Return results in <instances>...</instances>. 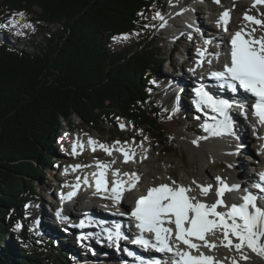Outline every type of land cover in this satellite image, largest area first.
<instances>
[{
	"label": "trees",
	"instance_id": "trees-1",
	"mask_svg": "<svg viewBox=\"0 0 264 264\" xmlns=\"http://www.w3.org/2000/svg\"><path fill=\"white\" fill-rule=\"evenodd\" d=\"M159 5L157 0H0V19L24 12L35 14L41 25H57L40 40L24 42L32 50L0 44V264L71 262L69 247L28 234L24 221L25 202L36 189L32 181L48 173L53 157L48 144L60 135L61 120L76 116L115 138L121 133L117 120L124 118L170 152L148 74L161 55L146 41L110 47L117 35L142 32L146 16ZM179 114L189 118L183 110ZM16 223L23 226L20 232ZM37 242L43 252L27 248Z\"/></svg>",
	"mask_w": 264,
	"mask_h": 264
},
{
	"label": "snow or ice",
	"instance_id": "snow-or-ice-1",
	"mask_svg": "<svg viewBox=\"0 0 264 264\" xmlns=\"http://www.w3.org/2000/svg\"><path fill=\"white\" fill-rule=\"evenodd\" d=\"M215 2L219 3L220 0ZM256 5H264V0H253V6ZM154 18L163 19L159 13ZM244 20L248 24L236 31L230 40V61L222 70L212 72L211 76L233 93L242 89L254 97L253 114L260 124H264V14L258 18L246 12ZM229 21L230 10L226 9L217 23H222L227 31ZM163 26L162 24L161 27ZM257 32L260 34L257 35ZM123 38L126 39L127 36ZM196 96L195 103L198 109L207 107L216 114L212 117L213 123L205 122L202 125L205 131L211 136L231 133L232 121L229 116L231 103L226 99L216 98L203 89H197ZM88 142L91 145H98L109 155L116 145L120 144L117 141L113 148H109L91 138ZM75 149L74 144V154ZM116 150L123 153L125 162L135 156L134 149L125 150L124 147H120ZM114 163L115 161H112V164ZM110 167L111 165L97 162L98 174H92L96 191L110 193L109 198L119 202L126 191L136 188L140 177L136 173H124L123 175L128 177L124 180L120 178L119 170H115L112 173L115 179L109 181L106 173ZM216 179L218 185L215 189L212 184H197L195 180L190 185L170 180L169 183L149 187L146 194L135 201V206L130 212L141 233L134 243L152 247L159 252L171 253L172 264H224L213 254L204 252V249L213 252L219 247L234 250L239 254L238 258L232 257L231 264H239V260L249 259L245 255V249L264 257V206L257 204L258 197L251 191L246 192L241 198V203L227 204L226 193L239 189L240 186H230L220 177ZM83 182L88 184V177H84ZM258 187L264 191V185ZM78 189L79 183L74 186L73 192L68 193L67 198L71 199ZM213 190L216 196L214 202H206L199 198L208 197ZM194 191L197 194H193ZM144 233H150L152 239L146 238ZM109 238L112 239V235ZM115 238L117 240L124 238L118 229Z\"/></svg>",
	"mask_w": 264,
	"mask_h": 264
},
{
	"label": "rangeland",
	"instance_id": "rangeland-1",
	"mask_svg": "<svg viewBox=\"0 0 264 264\" xmlns=\"http://www.w3.org/2000/svg\"><path fill=\"white\" fill-rule=\"evenodd\" d=\"M175 1L176 0H158L160 5L154 7L153 11H151L146 16V24L142 32L125 34L127 36L126 39L123 38L125 35L116 36V39L113 38L110 41V47L113 50L125 48L129 44H136L139 41H146L147 44L153 43L155 45L154 52H157L161 55L160 59L162 62L158 64L157 68L151 66L153 71H150L148 74L152 75V85L156 86L160 90V92L158 90L157 94L154 93L153 96L151 94V97L155 106L161 112L162 127L167 134V143L165 146H169L170 152L165 151L164 145H162L158 139L154 138L149 132L144 129H134L132 122L124 118H119L117 120L116 129H118L121 133L116 134L117 137L115 138V135L113 134L110 136L99 134L94 129L86 126L85 123H83L76 116L71 117L69 120H61L58 123V131H60L59 140H53L48 144V148L50 149L49 152H51L53 155L52 159L50 160V165L46 168L48 173H46V175L42 178L32 181V184H34V187L36 188L34 189V196L29 197V201L25 202V205L29 203L25 207V212L27 215L24 216V221L29 223V226H27L28 234H37L40 236L41 231H39V228L35 227L34 223L40 217L33 215V208L37 205H41L42 209H44L43 207L46 205V203H48L49 196H56V194H54V190L56 189L55 186L59 185V183L60 187L65 186L66 182L70 181V179L67 180L63 178V175H71V177L74 178L77 172H70L72 166L76 167L79 165L80 167L78 169L83 173L88 169L94 168V162L97 157H106L111 162L115 161L113 165L117 168H120L121 170L126 168H134L135 166L139 167L143 174L146 173L144 180H151L152 182H154L155 179H157V177L160 175L162 179L165 180L170 175L175 177L177 182H179L181 171L189 175L191 174L196 176V173H198L200 170L208 169L207 165L200 163L198 156L191 152L193 151L194 145L188 139L189 137L196 135L194 134L195 131L197 132L200 131V128L202 129L201 125L197 124V121L194 119L187 117L184 118L178 113L180 109H177V106L174 103L175 97H167L169 94L164 90L162 85L164 81L161 80L163 79L165 81H171L177 72L182 71V69L179 70V67L176 65L177 62L175 61V56H177L179 53L186 55L192 64L194 62L193 55L195 53V45L189 40L186 33L185 36H183V28L180 27L178 31L174 32L167 27L171 25H168L167 16L171 14L170 8L174 6ZM198 1L202 2L201 9H206V7H209L213 10L214 15H217L220 3H216L215 0H197V3ZM222 1L224 3H228L229 0ZM231 2V9H233V11L236 13L234 21L236 24L241 20V15L244 11H251V9H249L250 7L248 6L250 3L243 1L236 3L233 0ZM193 3H195L194 0H190L188 3L185 1L186 6ZM34 10L41 12L40 8L36 6L34 7ZM157 13H159L163 19L154 18L156 17ZM202 14V12L200 13V11H197V18L200 17L199 21H203L202 18L204 17V14ZM261 14H264V5L261 7ZM20 15H16L15 19H17V17ZM34 16L35 14H22L25 23L19 20L17 23L18 25L9 22V24L6 25L7 28L5 29L8 31L7 33L0 30V39H3L4 42L9 44L10 47H16L18 49H23L25 47L24 49L26 50H32L33 46L31 44L24 45V42L33 39L40 40L42 34H47L50 30L52 31L57 27L56 24L41 25L33 19ZM12 20H14V18L10 21ZM162 24L164 25L163 27H161ZM179 24L182 25L183 23ZM25 25L28 26L26 27ZM183 71H185V69H183ZM172 73H174V75ZM192 111L194 112L195 110L192 109ZM122 124L124 127H121ZM106 128L108 129V126ZM246 136L247 141H249L250 136L248 132H246ZM89 138L92 140L95 139L94 141L100 142L108 147H112L113 144L115 145L117 142L115 140H120V144L130 146L131 149L135 150V156L132 160L123 163L124 160H115L114 157L109 155L100 147H98L99 150L91 151L89 148L90 144L88 142ZM78 139L83 141L84 148L83 150L81 149V151H78L76 154H74L71 149L73 143L72 140L78 141ZM209 139L210 138H208V140ZM250 143L252 148L254 145L252 143V139L250 140ZM145 148L150 149L148 154L142 158H139L137 154L141 149ZM191 153L193 156L190 155ZM248 156L249 154L243 153L241 162L247 166H252L250 163L251 159L246 160ZM221 168V161L213 159L211 169L213 171H219ZM166 172L168 174H165ZM204 177H206L205 174L200 176L199 179L202 180ZM28 218L29 221H27ZM22 227V224L16 223V232H20ZM10 233L12 234L11 230ZM6 238L9 239V236L6 235L5 239ZM44 238H48L54 243L63 242L61 241L63 239L57 237L53 238L52 236H47ZM74 241V253L77 251V254L73 255L74 261L75 257H77L80 260V263L78 262L77 264H95L94 262H96L100 257L99 254H93L97 260H87L85 257H83L84 255L82 253L83 250H81V247L79 248L75 246ZM38 244H40V242L32 243L31 246L27 247L28 245L25 243V247L42 251L38 248ZM84 247L85 245L83 248ZM94 253L97 252L94 251ZM99 261L104 263L100 259Z\"/></svg>",
	"mask_w": 264,
	"mask_h": 264
},
{
	"label": "bare ground",
	"instance_id": "bare-ground-1",
	"mask_svg": "<svg viewBox=\"0 0 264 264\" xmlns=\"http://www.w3.org/2000/svg\"><path fill=\"white\" fill-rule=\"evenodd\" d=\"M185 1L186 0H176L175 4L173 7H171V14L167 16V22L168 25L171 26H167L169 27V29H172L173 31H178L180 27L183 28V30H185L187 33L189 32L190 26L192 24V17L194 22H196L198 24V26L201 28L203 26H205L206 24L204 23V21H199V18H197V11H200V13L202 12L204 15H206L205 17L207 22L210 23V19L211 17H213L214 20L218 21V19H215L214 16H208V15H213V10L211 8H209V11H207L206 9H199L198 8V4L197 2L190 4V5H185ZM232 0H229L228 3H224L222 0H220V4H224L225 8H228L231 10V2ZM234 1V0H233ZM239 0H235V2H238ZM248 1V0H247ZM252 5H248L249 7L252 8H257L256 9V14L257 17H261V7L260 6H253V0L251 1ZM259 7V8H258ZM232 22L230 24V26L232 28H236V24L234 23L235 21V11H233L232 9ZM13 22L18 25L17 23L19 22V19H14ZM180 22H183V24H179ZM204 23V24H203ZM202 29V28H201ZM6 33L8 31H5ZM190 33V32H189ZM223 34V32H221ZM260 33L257 32V35H259ZM3 40V39H0ZM4 41V40H3ZM223 45V51L219 54H216L215 50L213 48H211V46L207 43H205L204 45L201 46L202 50H206L205 51V56H206V62L208 64H214L216 59H219V57L221 56L222 59H228V51L226 49V46L229 44V41L224 38L223 41L221 42ZM204 55L200 56L199 59L203 58ZM199 59H197L196 61H198ZM192 72H197L198 70H202L204 69L203 67H200L198 64H192L190 67ZM178 71V70H176ZM199 75L197 76L196 79H193L192 77H190L187 74L182 75L181 72H177L176 75L173 77V80L169 81V82H164L162 83L164 90L166 91V93H168L169 95H167V97L173 96L174 99V103L175 105L178 107L179 105H181V100L183 99V97L185 95H188L189 97H191V99H195L197 98L196 93L192 91V87L193 86H197L196 83L197 82H201L200 78H198ZM158 88L156 86L152 85V89H151V94L153 96V94H157L158 93ZM157 91V92H155ZM160 92V90H159ZM166 100V99H165ZM238 103V102H236ZM236 103L233 101V106L231 107V109L229 110V116L230 119L232 121V131L231 133H227L228 137H229V143H228V138L223 136L222 138H217L215 136H210L208 132L205 131V129L202 127V125L205 122L208 123H213L212 117L215 116L216 114L213 113L212 111L209 110H205L203 109L202 111H197V113H195L196 115V121L201 125L202 129L201 131H197L194 134H196L195 136H191L189 137V141H191L193 143V141L197 140V143H193L194 147H193V153H195L198 156V160L200 161V163L202 164H206L207 165V170H200L198 173H196V176L194 175H189L185 172L181 171V176L179 178V182L177 183H185V185H190L192 184V181L195 180L197 184H212L215 187L218 185L217 182V177H220L224 180V182H228L231 183L232 185H239V189H235V192L232 193L237 195V199L241 200V198L243 197V194H246L247 191H251L254 195H256L258 197L257 199V204L259 206H264V196L260 194L255 182H256V177L255 174L252 172L253 167H255L254 165L258 163V161L261 160L262 157V161H264V146L261 144L260 142V138H255V136L252 135V133L249 131V128L247 126L246 120L242 119V116H238L237 113H235V109L234 106L238 109V107L236 106ZM250 117V115H249ZM219 118V117H218ZM246 132L249 133L250 136V140L252 139V143L254 144V147H259L260 151H261V156H258L255 154L253 147L251 148L250 146V140L247 141V136H246ZM201 135V136H198ZM210 137V139L208 140V138ZM187 139V140H188ZM89 140V139H88ZM95 140V139H94ZM228 143V144H227ZM127 144V143H126ZM82 145V147H81ZM114 145V144H113ZM134 145V144H133ZM151 145V144H150ZM154 145V144H153ZM91 146H95L97 147L98 145H89V148H91ZM132 146V145H131ZM78 147L79 149H76L77 151H81V149L83 150L84 148V143L83 141L80 140V142H78ZM120 147H124L125 150H131L130 146H125L123 144H119L116 145V147L112 150V154L111 156L114 157L115 160H124V156L123 153L116 150ZM134 147V146H133ZM111 148V147H109ZM113 148V146H112ZM150 149L149 148H145V149H141L140 152L137 154L139 158H142L144 156H146V154H148V151ZM76 151V152H77ZM243 153H247L249 154V156L247 157L246 160H250V163L252 166H247L245 164H243L241 162V158H243ZM191 156L192 153L190 154ZM254 157L253 159L251 157ZM213 159H217L219 161H221V165L222 168L219 171H213L211 169V164ZM231 159L234 160V167L236 168L237 172L234 170H231L230 168H232L230 166V161ZM240 159V160H239ZM79 167H75L72 166V168L70 169V172H74L76 171L77 173L75 174V176L81 175L85 172H80ZM113 171L117 170L115 168L112 167ZM239 170V171H238ZM124 172V171H122ZM121 171H119V175L121 177H124V175L122 174ZM236 173L235 175L233 174ZM129 173H136L142 180L141 182V187L148 189L149 187L158 185L159 183H163V182H170V180H175L177 181V179L175 177H172L169 175V177H167V179H162L161 175L157 177V179H155L154 182H152L151 180H144V176L146 175V173H142L139 170H132L129 171ZM165 174H168L167 172ZM193 174V173H192ZM203 174H205L206 177H204V179L200 180L199 177L202 176ZM203 181V182H202ZM258 182V181H257ZM193 188L195 189V185H193ZM193 194H197L195 191ZM229 198H233V197H229ZM79 194L77 196V198L73 199L72 201H78ZM206 200H209L210 202H213L216 199V196L214 194V190L212 193H210V195L208 197H204ZM97 200H99V198H96ZM94 201V200H93ZM128 200H124L121 203V206H124L125 204H127ZM80 203V202H79ZM83 203H87L90 205L89 202H84ZM227 203V201H226ZM228 204V203H227ZM85 207L80 208V210H84ZM33 215L34 216H38V217H42V207L41 205H37L36 207L33 208ZM36 228H39L38 230L43 232V236L47 237V236H55L56 232H53L50 229L49 226V222H45L42 225L39 226H35ZM74 233H77L76 229H73L71 231V233H69L68 235H70V237H72L74 235ZM62 232L58 233L57 238L62 237ZM85 245V247L83 248V246ZM78 247H81L82 253H83V257H85L87 260L90 259H95L97 260V258L95 257V255L93 254H99L98 251V246L96 245V243H91V242H87L85 240H83L81 243H77ZM97 252V253H94ZM245 255H247L249 257V259L247 261L244 260H239V264H264V260L257 256L254 252H252L249 249H245ZM79 252V251H78ZM80 253V252H79ZM78 253V254H79ZM77 254V251L76 253ZM73 254V255H74ZM211 254H218L224 258H228L232 261V257H239V254L237 252H235L234 250H229L228 248H224V247H219L217 249H215L213 252H211ZM74 258V257H73ZM105 260L104 257L100 256L98 258V260ZM80 263V260L75 257V261L74 264ZM92 262V261H91ZM89 263V262H88ZM231 264V263H230Z\"/></svg>",
	"mask_w": 264,
	"mask_h": 264
}]
</instances>
